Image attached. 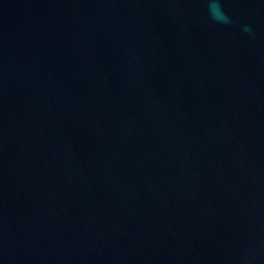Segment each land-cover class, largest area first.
<instances>
[{
    "label": "water",
    "instance_id": "water-1",
    "mask_svg": "<svg viewBox=\"0 0 264 264\" xmlns=\"http://www.w3.org/2000/svg\"><path fill=\"white\" fill-rule=\"evenodd\" d=\"M0 264H264V0H0Z\"/></svg>",
    "mask_w": 264,
    "mask_h": 264
},
{
    "label": "clouds",
    "instance_id": "clouds-1",
    "mask_svg": "<svg viewBox=\"0 0 264 264\" xmlns=\"http://www.w3.org/2000/svg\"><path fill=\"white\" fill-rule=\"evenodd\" d=\"M213 11H214V13H215L216 11H218V5H213Z\"/></svg>",
    "mask_w": 264,
    "mask_h": 264
}]
</instances>
